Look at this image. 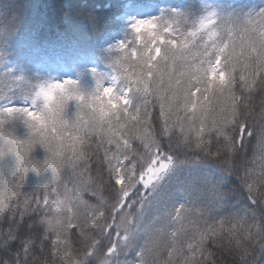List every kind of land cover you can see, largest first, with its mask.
Wrapping results in <instances>:
<instances>
[{"label":"snow or ice","instance_id":"snow-or-ice-1","mask_svg":"<svg viewBox=\"0 0 264 264\" xmlns=\"http://www.w3.org/2000/svg\"><path fill=\"white\" fill-rule=\"evenodd\" d=\"M123 27L75 78L2 70L0 264H264V4Z\"/></svg>","mask_w":264,"mask_h":264},{"label":"trees","instance_id":"trees-1","mask_svg":"<svg viewBox=\"0 0 264 264\" xmlns=\"http://www.w3.org/2000/svg\"><path fill=\"white\" fill-rule=\"evenodd\" d=\"M249 0H0V92L26 88L22 81L3 77L5 67L36 82L75 78L99 66L105 49L125 36L128 17L158 15L160 8H184L196 13L211 3L233 9ZM264 4V0H253ZM118 21L122 26L118 27ZM6 57V59H5ZM85 86L90 84L85 74ZM43 159L42 150L34 153ZM251 156V152H249ZM47 174H29L30 185ZM71 170L65 181L71 186ZM130 258V257H129ZM219 259V257H218ZM231 264L232 257H223Z\"/></svg>","mask_w":264,"mask_h":264}]
</instances>
